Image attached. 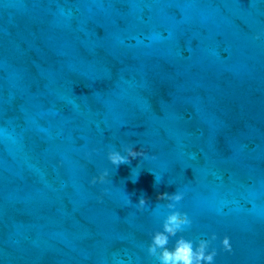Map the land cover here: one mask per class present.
Listing matches in <instances>:
<instances>
[{"label":"water","instance_id":"1","mask_svg":"<svg viewBox=\"0 0 264 264\" xmlns=\"http://www.w3.org/2000/svg\"><path fill=\"white\" fill-rule=\"evenodd\" d=\"M171 211L264 264V0H76L0 55V264H159Z\"/></svg>","mask_w":264,"mask_h":264},{"label":"clouds","instance_id":"2","mask_svg":"<svg viewBox=\"0 0 264 264\" xmlns=\"http://www.w3.org/2000/svg\"><path fill=\"white\" fill-rule=\"evenodd\" d=\"M125 152L126 155H122L119 151H110L108 153L109 162L115 166V168H119L121 165L130 164L132 159L144 155L143 152L134 150V147H127ZM107 175V172L100 175L98 178L99 182L103 183ZM96 182L97 180L94 179L93 183ZM182 199L183 194L179 192H174L172 194L163 193L158 196V200L171 201V203L166 205L168 209H175L176 204ZM147 203V200L141 196L138 201L139 207L144 208ZM190 226L191 220L186 213L171 211L163 222V231H158L153 235L151 244L148 247V254L155 257L159 264H214V258L217 253L215 250L210 253L207 252L210 241L200 240L198 246L194 248L192 241L181 237L176 240L172 250H169L167 247L170 237H175L178 232ZM211 239L215 240L216 236L213 235ZM222 246L225 251H232L228 237L222 240Z\"/></svg>","mask_w":264,"mask_h":264}]
</instances>
